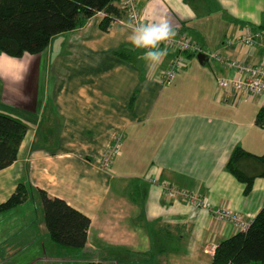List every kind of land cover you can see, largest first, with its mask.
I'll list each match as a JSON object with an SVG mask.
<instances>
[{
  "label": "crops",
  "instance_id": "0c3cea01",
  "mask_svg": "<svg viewBox=\"0 0 264 264\" xmlns=\"http://www.w3.org/2000/svg\"><path fill=\"white\" fill-rule=\"evenodd\" d=\"M138 4L148 22L163 17L176 33L191 34L201 48L205 45L207 52H201L208 59L202 64L194 60L196 53L184 54L185 68L166 87L162 75L176 54L167 50L150 71L141 58L145 50L128 39L131 28L113 23L104 31L100 14L67 33L71 50L61 54L54 69L49 61L41 93L30 102L0 103L1 114L29 128L18 160L0 172V204L19 184L30 189L26 203L0 217L1 248L36 249L41 256L35 261L43 264H68L80 252L82 261L107 264H212L220 242L239 232L216 219L213 210L229 209L253 221L263 209L264 165L256 157L264 156L259 121L264 97L244 99L223 89L219 80L238 74L212 56L264 63V36L252 48L238 45L247 30H264V0ZM224 28L229 34L222 38ZM119 135L124 137L122 155L107 172L103 158ZM237 148L255 156L240 165L256 176L248 196L244 183L226 168ZM163 182L200 194L206 206L195 208L182 197H169ZM40 190L90 217L84 249L50 240ZM33 192L42 207L40 224L33 217L20 221L17 213L24 218L21 208Z\"/></svg>",
  "mask_w": 264,
  "mask_h": 264
},
{
  "label": "trees",
  "instance_id": "16d2710c",
  "mask_svg": "<svg viewBox=\"0 0 264 264\" xmlns=\"http://www.w3.org/2000/svg\"><path fill=\"white\" fill-rule=\"evenodd\" d=\"M121 0H0V52L21 58L26 54L45 52L54 38L84 27L91 19L103 16L101 27L107 31L118 20L126 19ZM259 121L264 127V109ZM23 122L0 113V172L19 158L20 148L28 134ZM255 156L237 148L227 164V171L245 185L250 195L256 176L246 174L241 161ZM264 165V156L256 157ZM264 176V171L260 174ZM45 225L52 242L73 249L88 244L91 219L64 199L52 198L42 190ZM30 189L19 184L16 191L0 204V217L26 203ZM73 264H107L103 261H81ZM212 264H264V207L246 232L224 239L217 246Z\"/></svg>",
  "mask_w": 264,
  "mask_h": 264
},
{
  "label": "built area",
  "instance_id": "2783aa9c",
  "mask_svg": "<svg viewBox=\"0 0 264 264\" xmlns=\"http://www.w3.org/2000/svg\"><path fill=\"white\" fill-rule=\"evenodd\" d=\"M120 4L127 17L124 20H118L116 23L127 27L128 25L134 27L140 23L148 22L145 19L144 13L140 10L138 0H121ZM262 36H264V30L254 31L251 28L240 39L238 45L240 47L252 48ZM161 46L166 47L167 50H171L176 54L171 65L162 75L163 85L170 87L175 83L179 71L186 66L183 55L187 53H200L201 47L196 43L193 36L187 32H183L182 34L176 33L173 41L166 45L162 44ZM212 58L225 63L238 74V78L236 79H220L219 84L223 89L233 90L239 93L244 99L255 96L264 97V63L249 65L233 59L226 60L219 55H213ZM123 146L124 137L123 135H119L115 138L103 158L101 166L103 170L107 172L111 171L115 160L122 155ZM161 185L169 197H182L186 203L195 208H203L206 206V201L196 192L180 189L166 182H163ZM213 213L216 219L233 224L239 232L248 231L252 224V220L247 218L246 215L229 209L219 208L213 210Z\"/></svg>",
  "mask_w": 264,
  "mask_h": 264
},
{
  "label": "rangeland",
  "instance_id": "374dc122",
  "mask_svg": "<svg viewBox=\"0 0 264 264\" xmlns=\"http://www.w3.org/2000/svg\"><path fill=\"white\" fill-rule=\"evenodd\" d=\"M208 22L211 23V20H209ZM225 31L226 33L223 34L222 38H224L225 34H229L226 28L223 29V32ZM213 32L217 33L218 35V33H220L221 31L215 29ZM71 38V34L59 36L54 40V42L52 41L50 47L45 52L37 55L26 54L21 58H12L0 52V103L6 100L30 102L35 98V94L37 92H39L40 94L43 84L42 76L48 68L49 61H51L52 68L54 69V64H59L61 62V54L64 55V52L68 53L71 50ZM204 47L205 45H202L201 50ZM203 50L206 51L205 49ZM198 54L199 53H196V55L194 56V60L196 62H198ZM31 197L32 198L30 202L25 208H23L22 206V208L19 207L22 211L25 210V213L23 214L24 218L20 215L19 211L17 213L19 214L20 221H28L29 219H31V217H33L37 218L40 224L42 221L43 213L42 207H39L38 198H36V194L34 192L32 193ZM28 213L30 215H28ZM10 222H12V220H10ZM30 233L32 234V231ZM46 236L48 237L49 235L46 234ZM29 237L36 236L34 235ZM35 250L36 249L32 248L30 252L25 253H23L22 251L9 252L6 247H0V264H43L44 262H42L41 260L35 261L36 258H40L41 256L37 255ZM82 255L83 254H81L80 252L79 254H77L78 258L70 261V263L68 264L81 262L82 259L79 258H82Z\"/></svg>",
  "mask_w": 264,
  "mask_h": 264
},
{
  "label": "clouds",
  "instance_id": "9594fccd",
  "mask_svg": "<svg viewBox=\"0 0 264 264\" xmlns=\"http://www.w3.org/2000/svg\"><path fill=\"white\" fill-rule=\"evenodd\" d=\"M128 27L132 28L131 35L128 37L131 44L136 49L145 50L141 58L146 61L150 71L154 70L167 55V48H161V45L173 41L176 36L171 22L162 17L134 27L128 25Z\"/></svg>",
  "mask_w": 264,
  "mask_h": 264
},
{
  "label": "water",
  "instance_id": "95a60500",
  "mask_svg": "<svg viewBox=\"0 0 264 264\" xmlns=\"http://www.w3.org/2000/svg\"><path fill=\"white\" fill-rule=\"evenodd\" d=\"M207 59H208V57H207V55L204 54V53H200V54L198 55V60H199L200 63H202V64H203Z\"/></svg>",
  "mask_w": 264,
  "mask_h": 264
}]
</instances>
